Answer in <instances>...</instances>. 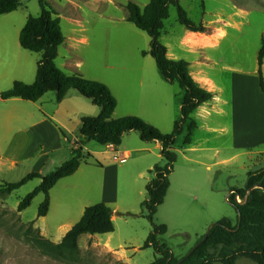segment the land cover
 <instances>
[{"label": "rangeland", "instance_id": "374dc122", "mask_svg": "<svg viewBox=\"0 0 264 264\" xmlns=\"http://www.w3.org/2000/svg\"><path fill=\"white\" fill-rule=\"evenodd\" d=\"M46 1L60 18L64 37L63 44L57 49L56 66L66 74H79L87 80L105 85L118 101L116 114H133L135 110L126 106L130 101L136 102L133 108L137 106V110H143L149 90L148 83L155 79L165 82L172 93L173 106L169 113L171 125L162 130H166L165 134L170 133L174 120L180 116L178 100L181 91L177 84L161 78L154 59L148 55L150 38L126 21L125 6L128 2L143 8L149 0ZM178 2L195 25L210 23L220 28L230 25L226 29L225 40L214 55L219 60L218 68L212 71L216 80L221 84L227 82V75L222 69L219 70L220 67L252 70L258 66L257 55L264 41V0ZM40 12L38 0H23L15 13L0 20V33L10 31L5 40L0 38V62L7 61L12 65L6 68L0 66V93L9 90L14 82H34L41 55L20 47L19 31L11 28L9 20H14L17 23L15 25L22 28L28 17H37ZM184 30L178 23L176 8L170 6L159 42L163 45L168 41L175 47ZM17 51L21 55H17ZM185 58L190 61L193 57L188 54ZM140 81H143L141 87ZM68 94L73 95L74 99L65 100L58 113L55 110L59 103L53 92L46 93L37 102L0 100V185L16 183L36 172L40 155L44 153H47L49 160L41 171L43 174L52 172L70 159L72 146L64 141L62 127L49 116L57 114L62 124L73 135L79 136L81 117L91 114L96 116L98 108L73 90ZM148 120L152 124L157 122L151 118ZM185 134L184 130L174 147L176 161L169 176V190L154 217L155 224L167 227L166 234L158 236V240L178 259L188 254L210 225L224 218L235 222L236 210L228 202L230 191L243 190L247 174L260 168L255 161L249 162L248 156L241 154L234 163L207 172L194 163L195 154L181 150ZM68 137L71 138V135ZM206 138L207 135L201 131L193 135L197 141ZM56 139L59 140L57 148L53 146L57 143ZM209 142H212L210 138ZM93 151L100 152L99 159L92 155ZM89 154L90 158H87ZM224 154L226 152L221 153V156ZM83 155L86 159L81 162V170L76 176L64 179L49 192L50 205L45 217L37 218L38 209L44 200L42 194L37 195L23 212H17L19 203L40 185V180H31L9 195L0 194V264H151L155 253L152 248H143L151 232V225L142 216L144 212L141 203L147 198L146 185L152 179V174L147 172L144 179L134 182V179H123L127 171L128 175H133L131 167L134 166L130 161L117 166L118 200L134 206L141 217L117 219L113 223L114 231L109 234L82 236L78 241L80 253L76 262L45 256L24 239L23 231L27 224L34 222V228L40 227L43 237L58 243L68 227L72 228L80 220L82 208L100 202L98 180L83 179L82 173L95 175L97 162L111 155L95 142L86 143ZM154 160L157 165L165 163L163 159ZM139 189L142 191L140 197L137 194ZM239 200L241 203L242 200ZM65 224L68 226L65 227ZM213 264L221 263L215 260ZM236 264L255 263L239 259Z\"/></svg>", "mask_w": 264, "mask_h": 264}, {"label": "trees", "instance_id": "16d2710c", "mask_svg": "<svg viewBox=\"0 0 264 264\" xmlns=\"http://www.w3.org/2000/svg\"><path fill=\"white\" fill-rule=\"evenodd\" d=\"M21 0H0V17L15 12ZM40 15L28 17L19 34V44L25 51L40 54L37 63L35 80L32 84L14 82L11 88L0 93V100L20 99L27 102H37L46 93H55V100L60 103L73 90L79 96L88 100L99 109L95 117L83 116L80 119L79 138L76 148L71 150V158L48 174L32 172L16 183L0 185V194H11L24 186L27 182L38 179L40 185L30 192L18 205L17 212L27 209L32 200L39 194L44 196L37 218L45 217L49 210L50 190L62 179L72 176L79 169L81 162L86 159L82 149L88 142H95L100 146H119L124 134L135 131L143 142L157 141L161 144L160 155L165 161L163 165H156L150 171L152 179L146 185L147 198L141 203L143 217L151 225V232L144 242L143 248H152L155 257L151 264H213L215 260L221 264H236L239 259H246L255 264H264V168L249 172L243 190L230 194L228 202L236 210L233 223L229 219H222L219 225H214L203 243L197 240L198 246L186 258H176L158 236L167 232L165 225H157L154 217L165 200L169 190V176L176 161L174 147L177 139L186 132L183 145L191 143V137L197 128L193 114L199 106L211 101L212 94L198 87L193 81L189 64L184 61H173L167 58V50L159 42L163 22L168 19L169 7L176 8L178 23L192 32H205L202 25H195L180 6L178 0H149L148 4L140 8L134 2H128L126 21L144 32L150 38V55L163 78L168 83L177 84L180 94L179 119L173 124L168 134L161 133L152 125L140 118L126 116L113 119L117 101L110 90L99 82L83 78L79 74H66L56 64L57 49L64 42L60 27V18L46 0H38ZM145 55V53L143 54ZM264 63V41L257 55L259 85L264 95V80L262 66ZM63 136L64 133H62ZM90 158V155H87ZM253 188L248 195L246 193ZM243 200L244 204L235 202V196ZM240 214V222L238 215ZM112 211L103 203L86 207L80 220L65 234L61 242L52 243L43 237L34 222L27 224L23 231L24 239L38 249L43 255L66 262H76L79 258L78 241L82 236L109 234L114 231ZM196 244V245H197ZM183 259V260H182Z\"/></svg>", "mask_w": 264, "mask_h": 264}, {"label": "crops", "instance_id": "0c3cea01", "mask_svg": "<svg viewBox=\"0 0 264 264\" xmlns=\"http://www.w3.org/2000/svg\"><path fill=\"white\" fill-rule=\"evenodd\" d=\"M8 15L9 14L1 16L0 20L2 17L6 18L5 16ZM9 22H11V28L17 29L20 34L24 26L19 28L18 25H15L17 23H15L14 20H9ZM202 26L205 28V32H192L185 29L180 34L178 43L175 47H172L168 41L163 44L167 50V58L173 61H186L189 64L190 75L196 85L212 94L211 101L202 104L194 112L193 119L196 122L197 128L192 134L191 143L188 146L182 145L181 150L195 154L196 161H194V163L203 167L207 172H211L213 168L228 166L230 162L234 163V160L241 154L248 156L249 162L255 161V164L260 166L258 169L260 170L264 168V95L259 85L258 66L254 67L252 70H241L235 67H220L219 70L222 69L221 71L227 75V82L221 84L212 75V71L218 68L219 61L214 55L219 50L220 44L225 40L227 36L226 29L230 28V25L225 28L215 27L210 23ZM9 33V30L0 33V38L5 40ZM81 42H85V40H81ZM16 53L17 55H21L18 51ZM188 54L193 57L190 61L185 58ZM0 66L6 68L12 65L7 61H1ZM262 76L264 80V63L262 66ZM142 84L143 81H140L139 86L141 87ZM165 84V82L157 81V79L148 83L149 90L143 110H137V106L133 108L136 102L130 101V104L127 102L126 106L132 108L135 112H133V114H116L115 112L113 119L122 118L123 116L126 117L128 115L137 116L144 122L158 129L161 133H167L165 132L166 130H162V128L170 127L171 125L172 120L169 113H171L170 109H172L173 101L171 96L172 93ZM113 96L116 99L114 94ZM73 99L74 96L68 94L65 99L58 104L59 107L55 110V113L59 112L60 106L65 100L71 101ZM11 100L15 101L16 99ZM138 106L140 108V105ZM178 108L180 110L179 100ZM96 114H99V109ZM90 116L94 117L95 115L91 114ZM49 117L62 127L65 135L63 136L64 141H67L72 146V149L76 148V143L80 140L79 136L73 135L72 132L62 124L57 114H52V116ZM150 118L157 121L156 124H152L148 120ZM196 131L205 133L207 138L204 141L193 139V135ZM69 135H71V138L68 137ZM209 138L212 140L211 143L209 142ZM56 141L57 143L53 144L55 148L58 147L59 140L56 139ZM85 145L82 149L83 154H85ZM102 147L105 148L111 156L109 158L104 156V158L100 159L101 162H97L95 165V175L83 172V179L98 180L99 203H103L111 209V219L113 223H115L117 219L125 217L123 214L127 213L130 214V217H125L126 219L141 217V213L136 212L134 206H128L118 200L117 166L124 165L119 163V158L122 154L127 155L128 159L125 164L130 161L132 166H134L131 167L133 175H128L129 172L127 171V175H125L123 179H128L129 181L130 179H134L133 182L138 179H144L143 177L146 173L150 172L154 166L157 165L154 159H162L159 154L161 144L157 141L143 142L137 132L131 131L123 135L119 146L105 145ZM174 150L176 153V149ZM223 152H226V154L221 156ZM91 153L97 158L100 154L98 151H93ZM48 160L49 157L47 153L40 155L36 172L41 173ZM80 168L81 167H79L77 172L72 176L64 179L74 178L81 170ZM57 184L53 188H55ZM53 188L50 190L51 192ZM230 193H232V191H230ZM137 194L140 197L142 191L139 189ZM84 209L82 208V211H84ZM67 226L68 224H65V227ZM36 228L39 230L40 234L44 236L41 228ZM69 228L70 227L67 229L68 231L71 229ZM67 230L60 236V242L68 232Z\"/></svg>", "mask_w": 264, "mask_h": 264}, {"label": "water", "instance_id": "95a60500", "mask_svg": "<svg viewBox=\"0 0 264 264\" xmlns=\"http://www.w3.org/2000/svg\"><path fill=\"white\" fill-rule=\"evenodd\" d=\"M252 189H253V188H250V189L248 190V192L246 193V196L248 195V193H249ZM244 201H245V198H244V199L242 200V202L239 203V204H244ZM237 215H238V222H240V214L238 213ZM123 216H125V217H130V214H129V213H127V214H123ZM214 225H219V224H218V223H215V224L210 225V226L208 227L207 231L205 232V235H204L203 239L200 241V243H203V242L206 240V238H207V236H208V234H209L210 229H211ZM200 243H198V244H200ZM198 244L195 245V246H194V247L188 252V254H187L184 258L188 257V256L193 252V250L196 248V246H198ZM182 260H183V259H182Z\"/></svg>", "mask_w": 264, "mask_h": 264}, {"label": "built area", "instance_id": "2783aa9c", "mask_svg": "<svg viewBox=\"0 0 264 264\" xmlns=\"http://www.w3.org/2000/svg\"><path fill=\"white\" fill-rule=\"evenodd\" d=\"M127 159H128L127 155L122 154L121 157L119 158V163L120 164H125ZM235 202L238 203V204L240 203L238 195L235 196Z\"/></svg>", "mask_w": 264, "mask_h": 264}]
</instances>
